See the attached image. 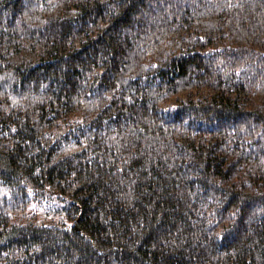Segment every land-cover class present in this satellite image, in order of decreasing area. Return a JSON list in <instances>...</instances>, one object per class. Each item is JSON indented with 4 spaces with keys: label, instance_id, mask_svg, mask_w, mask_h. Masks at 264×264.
Here are the masks:
<instances>
[{
    "label": "trees",
    "instance_id": "1",
    "mask_svg": "<svg viewBox=\"0 0 264 264\" xmlns=\"http://www.w3.org/2000/svg\"><path fill=\"white\" fill-rule=\"evenodd\" d=\"M0 264H264V0H0Z\"/></svg>",
    "mask_w": 264,
    "mask_h": 264
}]
</instances>
